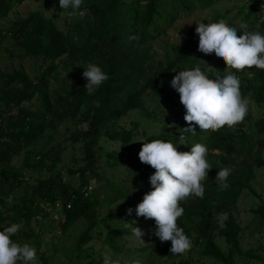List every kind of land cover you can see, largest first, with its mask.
Listing matches in <instances>:
<instances>
[{"label": "trees", "instance_id": "obj_1", "mask_svg": "<svg viewBox=\"0 0 264 264\" xmlns=\"http://www.w3.org/2000/svg\"><path fill=\"white\" fill-rule=\"evenodd\" d=\"M24 1L0 0V18ZM219 1L83 0L75 15L66 9L64 29L34 10L10 26L0 25V50L4 47L13 61H20L18 68H0V206L5 209L0 223L7 227L23 222L28 228L22 227L12 237L14 242L30 241L36 234L32 224L55 223L53 214L60 211L64 219L60 215L57 223L63 235L80 220L87 224L77 239L74 264H104L110 251L113 259L126 252L131 261L137 260L136 254L148 253L140 264H156L159 259L163 264H192L195 252V264L208 258L217 264H238V254L243 260L257 259L253 249L242 251L244 228L234 210L244 189L257 195L251 182L264 169V70L236 71L214 53H201L196 24L224 20L239 35L240 24L246 23L249 31L264 34V20L258 13L264 0H244L242 6L229 0L230 5L217 8ZM198 4H203L204 11L198 13L200 19L190 25L187 36L181 42H166L163 53L157 51L162 35L181 14L197 12ZM44 5L53 1L44 0ZM27 61L35 66L33 73L24 68ZM88 63L97 64L109 76L91 95L83 77ZM197 65L210 79L229 73L240 78L242 95L251 93L254 101L243 122L215 132L200 131L197 125L195 135L181 131L189 125L171 81L180 71ZM141 137L143 143L171 141L180 152H190L197 143L209 149L212 169L204 197L181 203L184 213L177 223L192 242L184 254L170 253L171 242L161 243L153 235V219H146L147 227L142 229L143 237L153 243L136 249H126L120 241L126 231L119 238L121 231L110 225L111 221L138 220L135 208L152 190L149 178L155 170L140 162L139 153L132 159L126 153L142 147ZM66 144L80 148L67 169L62 165ZM221 167L233 170L226 190L215 181ZM126 174L133 175L131 182ZM260 199L251 211L264 224V199ZM114 204L116 208L102 213ZM129 208L132 215L127 214ZM136 226L141 229L140 221ZM219 238L226 249L219 245ZM41 260L42 264H62L44 254Z\"/></svg>", "mask_w": 264, "mask_h": 264}, {"label": "clouds", "instance_id": "obj_2", "mask_svg": "<svg viewBox=\"0 0 264 264\" xmlns=\"http://www.w3.org/2000/svg\"><path fill=\"white\" fill-rule=\"evenodd\" d=\"M82 4L83 0H59L62 10L72 9L68 13L70 16L75 15ZM196 25L198 50L201 53H214L225 62L227 68L236 71L253 67L264 70V34L249 31L248 25L241 23L240 29L243 31L238 35L237 29L224 20ZM201 62L206 64L205 61ZM83 77L87 81L85 90L89 95L109 79L108 74L95 63H88L84 67ZM171 87L179 93L180 103L186 111L184 120L189 126L181 131L192 135L196 134L197 125L203 132H215L225 126L232 128L243 122L250 106H254L251 93L247 97L242 95L241 81L237 75L229 73L210 79L198 65L192 70L180 71L171 81ZM141 143L139 160L155 172L149 178L152 190L136 206L135 214L155 221L153 235L161 243L171 242L170 253L184 254L191 248L192 242L177 223L184 213L181 203L190 197H204L205 182L212 169L207 159L209 149L197 143L190 152H180L173 142L160 139ZM232 171L228 167L218 170L215 181L219 182L222 190L229 187L227 181ZM132 213V208L127 209L128 215ZM125 227L130 229L131 236L139 244L144 245L141 239L144 233L136 226V221L126 222ZM21 228L22 223H12L0 231V264H37L36 248L28 242L20 244L12 239ZM104 264H121V260L106 254ZM124 264H140V261H125Z\"/></svg>", "mask_w": 264, "mask_h": 264}, {"label": "rangeland", "instance_id": "obj_3", "mask_svg": "<svg viewBox=\"0 0 264 264\" xmlns=\"http://www.w3.org/2000/svg\"><path fill=\"white\" fill-rule=\"evenodd\" d=\"M53 5H49L46 7L44 5V0H25L21 5L16 6V8L7 16L5 19L0 18V25L10 26L13 22L20 19L21 17H27L30 15V13L34 11H42L47 17H51L54 19L55 22H57L61 28L64 29L63 25V18L66 15V10H62L59 5V0H52ZM54 3L57 7L54 6ZM233 3L237 6H242L244 4V0H233ZM230 5L229 0H220L217 4V8H222L225 5ZM203 4H198L197 12L195 10V13L191 14H181L180 20L178 22H175L174 26L168 29L167 34H163L159 41L156 43L157 51H160L161 53L164 52V45L166 42H173V41H179L181 42L186 36L187 32L189 30L190 25L195 21L200 19L198 18V13L202 12ZM206 10V9H205ZM202 15L201 17L204 18V14L200 13ZM0 50V68L8 70L13 67L18 68L20 66L19 60H14L11 58V56L4 51V47ZM24 68L30 72L33 73L34 69L31 62L27 61L24 62ZM255 114H259L258 110L255 109ZM65 127L63 126L61 129L62 134L64 133ZM58 141L61 140V137L59 136ZM145 141L144 137H141L139 142ZM67 150L64 152L63 156V163L65 169H67V165H69L72 157L74 155L80 154V148L77 146H72L71 144H66ZM141 150V146L136 147L135 149L131 151H127L126 153L129 155V158L131 159L136 157V154L139 153ZM262 155L264 156V150L262 152ZM121 170H123L121 168ZM44 175V174H42ZM127 175V174H126ZM129 177V181L131 182V179L133 178V175H127ZM126 176V177H127ZM251 187L254 189L257 195H254L249 189H244L241 198L238 201V205L236 210H234L235 216L237 217L238 222L241 223L242 228H244V231L241 236V248L243 252H248L250 249L254 250V253L258 256L257 259H248L243 260V257H241L240 254L236 256V259L238 260V264H264V224L261 222L258 218L255 217V214L251 211L252 208H257L258 205L261 203V199H264V169L257 171V177L255 180L251 182ZM132 186H130V189ZM130 200L126 201L129 202ZM125 202V203H126ZM115 205V204H114ZM111 208L102 209V213H105L106 211H111L112 209L116 208L117 205H115ZM2 206H0V212L3 211ZM61 212H58V215L62 216L64 219V216L60 214ZM256 218V219H255ZM255 219V220H254ZM56 221V220H55ZM137 222L140 221L141 223V230L146 228L147 224L146 219L143 217H138ZM130 223V222H129ZM126 222H110L111 227H113L116 230H119L121 232L118 233V237H122V232L127 233V237L125 236L121 241L122 245L126 246V249H136L137 247H145L148 245H151L153 243V239L145 237L142 238L144 241V245L139 244L134 237L131 236V231L127 232L128 228L125 227ZM145 224V225H144ZM24 223L22 222V227ZM144 225V226H143ZM6 224H0V231H2L5 228ZM33 231L36 229V234L32 237L30 241H27L28 243H32L34 241H37V245L31 244L34 246L37 250V264H42L41 260V254H44L45 257H48L49 260L60 262L62 264H74L76 262V254L75 248L77 244V239L80 237L81 232L87 227V224H84L83 220H80L78 224L69 230V233L67 235H63L62 230L60 229L59 223H52L49 225L41 224L37 226V223L34 222L32 224ZM132 227H134L132 225ZM27 227H24V230L27 231ZM149 231L152 233V227H148ZM219 245L223 249H226V244L223 239L217 240ZM102 248V243H96V249ZM228 249V246H227ZM86 254L89 256V251L86 252ZM112 255L111 251L110 253H107ZM148 253H142V254H136L137 260H139L141 263H144L145 259L147 258ZM159 256V255H156ZM117 258H120L121 264H124L125 261H131L127 253L125 252L123 255L118 256ZM198 259V254L195 252L192 256V264L196 263V260ZM148 260V259H147ZM164 260L159 259V263L156 264H163ZM199 264H217L212 259H203ZM219 264V263H218Z\"/></svg>", "mask_w": 264, "mask_h": 264}, {"label": "built area", "instance_id": "obj_4", "mask_svg": "<svg viewBox=\"0 0 264 264\" xmlns=\"http://www.w3.org/2000/svg\"><path fill=\"white\" fill-rule=\"evenodd\" d=\"M258 13H259L260 15H262L261 20L263 21V20H264V4H262V5L258 8ZM68 208H70V206H68ZM48 212H50V211H48ZM51 213H52V212H51ZM59 217H60V216L58 215L57 212H55V213L53 214V218H54V219L58 220Z\"/></svg>", "mask_w": 264, "mask_h": 264}]
</instances>
